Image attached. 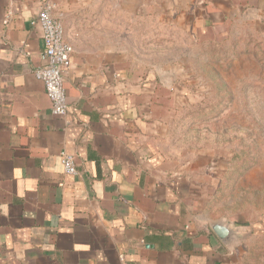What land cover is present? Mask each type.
<instances>
[{"label":"crops","instance_id":"0c3cea01","mask_svg":"<svg viewBox=\"0 0 264 264\" xmlns=\"http://www.w3.org/2000/svg\"><path fill=\"white\" fill-rule=\"evenodd\" d=\"M50 1L73 48L64 116L33 72L45 62L41 0H0V264H234L236 244L211 230L192 167L162 149L158 73L130 59V13H158L160 1ZM166 2L189 5L199 28L207 12L264 19V0Z\"/></svg>","mask_w":264,"mask_h":264},{"label":"rangeland","instance_id":"374dc122","mask_svg":"<svg viewBox=\"0 0 264 264\" xmlns=\"http://www.w3.org/2000/svg\"><path fill=\"white\" fill-rule=\"evenodd\" d=\"M159 1L158 13H130L129 54L145 75L160 74L149 82L168 122L162 149L192 167L211 218L245 231L234 264H264V19L202 32L189 5Z\"/></svg>","mask_w":264,"mask_h":264},{"label":"built area","instance_id":"2783aa9c","mask_svg":"<svg viewBox=\"0 0 264 264\" xmlns=\"http://www.w3.org/2000/svg\"><path fill=\"white\" fill-rule=\"evenodd\" d=\"M53 10L54 4L50 0H41L36 23L41 29L45 62L37 66L33 72L44 87L50 101L51 114L64 116L67 112V99L63 82L70 67L73 48L65 41L64 26L54 15ZM60 161L66 174L78 173L75 156L72 153L62 151Z\"/></svg>","mask_w":264,"mask_h":264},{"label":"water","instance_id":"95a60500","mask_svg":"<svg viewBox=\"0 0 264 264\" xmlns=\"http://www.w3.org/2000/svg\"><path fill=\"white\" fill-rule=\"evenodd\" d=\"M160 79V74H158ZM210 228L214 234L226 245L233 246L245 237V231L224 219H217L210 223Z\"/></svg>","mask_w":264,"mask_h":264},{"label":"trees","instance_id":"16d2710c","mask_svg":"<svg viewBox=\"0 0 264 264\" xmlns=\"http://www.w3.org/2000/svg\"><path fill=\"white\" fill-rule=\"evenodd\" d=\"M205 16L210 19L211 22L206 27L200 29L202 32L215 30L218 33H224L231 24V21L227 20L221 11L217 14L207 12Z\"/></svg>","mask_w":264,"mask_h":264}]
</instances>
